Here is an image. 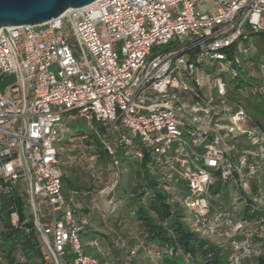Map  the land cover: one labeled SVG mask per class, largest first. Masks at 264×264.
Masks as SVG:
<instances>
[{"label": "built area", "instance_id": "built-area-1", "mask_svg": "<svg viewBox=\"0 0 264 264\" xmlns=\"http://www.w3.org/2000/svg\"><path fill=\"white\" fill-rule=\"evenodd\" d=\"M202 1L96 0L43 24L0 30V76L15 79L0 88V195L23 200L28 212L21 219L12 205L11 223L38 237L43 264H103L86 253V222L63 191L62 113L102 123L96 133L111 154L125 149L137 162L149 154L167 180L178 170L196 230L236 236L235 264L264 252V190L251 189L264 169V131L229 98L221 74L244 78L250 32L264 30V0ZM162 45L169 49L153 55ZM254 76L239 90L264 96V62ZM239 137L247 144L241 151L231 142ZM218 180L234 184L254 218L213 202Z\"/></svg>", "mask_w": 264, "mask_h": 264}, {"label": "trees", "instance_id": "trees-1", "mask_svg": "<svg viewBox=\"0 0 264 264\" xmlns=\"http://www.w3.org/2000/svg\"><path fill=\"white\" fill-rule=\"evenodd\" d=\"M250 35L253 51L248 56H242L245 64L244 78H230L225 72L221 74L227 83L229 98L244 100L247 112L253 115L252 118L264 131V96L244 95L239 90L244 82L258 79L250 73L248 62H252L256 71L260 63L264 62V50H256L255 46L256 41L264 40V30H251ZM246 74H250L249 77H246ZM92 124L95 130H83L81 134L89 132L90 139L86 142L92 145L91 153L96 156L97 165L107 166L116 162L122 170H128L127 179L118 182L116 194L118 199L126 200L129 209L133 210L131 217L136 221V231L132 235L113 231L112 238L109 237V250L102 251L97 240L100 235H107L88 227L86 223L82 234L86 253L97 257L103 264H138L139 253L146 254L145 264L152 260L155 264H235L232 259L231 237L225 238V244L215 243L196 230L197 219L185 206V200L190 195V186L178 170L171 180H167L161 170L152 168L154 165L150 163L149 154L143 162H137L125 149L118 148L114 154L109 153L96 133V130L103 132L104 126L96 120ZM240 138L231 141L236 143L239 151L247 147L246 142L240 141ZM58 158L61 165L63 159L60 147ZM63 168L64 170H61L64 194L67 200L75 205L79 219L84 221L80 216L82 208L79 206V199L94 187L86 184L81 171L68 166ZM165 184L171 186L170 191L165 190ZM223 187L224 184L219 180L212 186L214 203L215 197ZM251 189L254 192L264 190V169L251 180ZM23 203L16 195H0V252L3 257L1 264H43L44 248L38 237L33 232H27L25 226L14 227L11 223L12 205L19 206L21 219H24L26 209L23 208ZM248 212L245 207L240 211V215L246 219L255 217L256 214ZM28 225L31 226L32 223ZM141 243L143 247L140 246L133 254L132 251ZM147 250L153 259L147 254ZM188 254L191 255L189 258ZM250 262L264 264V252L258 256L244 258L241 264Z\"/></svg>", "mask_w": 264, "mask_h": 264}, {"label": "rangeland", "instance_id": "rangeland-1", "mask_svg": "<svg viewBox=\"0 0 264 264\" xmlns=\"http://www.w3.org/2000/svg\"><path fill=\"white\" fill-rule=\"evenodd\" d=\"M206 1L209 0H203L202 3L205 4ZM201 7L202 12H204L205 7ZM187 42H190V39ZM255 46L256 50H264V40L256 41ZM168 49L169 45H162L156 48V50H153V55ZM117 53L119 60L122 61V42L117 44ZM152 56H148L147 60L151 59ZM248 66L250 73L256 75V67L252 62L249 61ZM204 68L208 72L214 70V67L210 65ZM14 80V77L1 74L0 88L4 89L10 86ZM242 103L245 105L244 100H242ZM249 115L253 117L252 114L249 113ZM60 124L63 126L62 140L59 143L61 159H63L60 165L61 169L64 170L63 166L76 168L82 172V178L86 184L94 187L91 192L82 195L80 199L78 198L80 200L79 206L82 208L80 216L87 223L88 227H93L101 234L107 235V237L100 235L97 242L100 250L108 251L110 248L109 239L112 238L113 231L118 230L123 235H132L136 231V221L131 217L133 210L129 209L126 200L118 199L116 194L117 184L122 179H127L128 170H122L116 162L108 164L107 166L97 165L96 156L91 153L92 145L86 142L87 139H90L88 137L89 132L86 131L85 135L81 134L83 130H95L93 124H88L83 118L69 113L61 114ZM240 141L243 142L245 139L241 137ZM224 185V190L222 188L220 193L215 197V204L223 203L228 205L234 203L237 210L242 211L245 208V203L240 201L234 184ZM21 193L23 194V191ZM84 208L87 210H84ZM25 212H28V209ZM251 212L249 210L248 213L250 214ZM1 228L2 226L0 224V230ZM204 236L215 243L225 244L227 241L225 238L209 235ZM230 239L233 242L237 237H231ZM138 255V264H145L146 254L139 253Z\"/></svg>", "mask_w": 264, "mask_h": 264}, {"label": "water", "instance_id": "water-1", "mask_svg": "<svg viewBox=\"0 0 264 264\" xmlns=\"http://www.w3.org/2000/svg\"><path fill=\"white\" fill-rule=\"evenodd\" d=\"M96 0H0V30L4 27L39 25L70 8L85 7Z\"/></svg>", "mask_w": 264, "mask_h": 264}, {"label": "crops", "instance_id": "crops-1", "mask_svg": "<svg viewBox=\"0 0 264 264\" xmlns=\"http://www.w3.org/2000/svg\"><path fill=\"white\" fill-rule=\"evenodd\" d=\"M224 187H225V185H224ZM224 187H223V189H222V190H224Z\"/></svg>", "mask_w": 264, "mask_h": 264}]
</instances>
